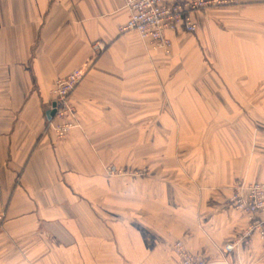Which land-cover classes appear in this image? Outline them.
I'll return each instance as SVG.
<instances>
[{"label":"crops","instance_id":"1","mask_svg":"<svg viewBox=\"0 0 264 264\" xmlns=\"http://www.w3.org/2000/svg\"><path fill=\"white\" fill-rule=\"evenodd\" d=\"M124 4L0 0V264H181L177 240L264 264L256 234L222 251L247 225L232 187L264 183V0L193 11L169 55L120 31ZM74 67L77 126L57 140L50 84Z\"/></svg>","mask_w":264,"mask_h":264},{"label":"built area","instance_id":"2","mask_svg":"<svg viewBox=\"0 0 264 264\" xmlns=\"http://www.w3.org/2000/svg\"><path fill=\"white\" fill-rule=\"evenodd\" d=\"M127 12L125 23L119 26L121 32L134 30L140 39L169 55L171 42L166 36L170 32H194L193 11H203L212 7L232 4L236 0H124ZM95 52L103 49V44L94 42ZM84 71L73 68L69 73L51 82L50 93L53 100V116L45 123L47 131L61 140L77 126L75 106L69 96L75 85L82 79ZM107 177L123 174V170L114 165L105 166ZM228 203L247 218V226L240 234L227 241L222 251L229 254L239 245H249L251 236L256 234L264 246V184L259 182L237 183L232 187ZM181 264H212L199 254L190 253L182 241L172 244Z\"/></svg>","mask_w":264,"mask_h":264},{"label":"rangeland","instance_id":"3","mask_svg":"<svg viewBox=\"0 0 264 264\" xmlns=\"http://www.w3.org/2000/svg\"><path fill=\"white\" fill-rule=\"evenodd\" d=\"M227 5H230V4H227ZM227 5H223V6H227ZM150 45V44H149ZM151 46V45H150ZM71 131V130H70ZM69 131V132H70ZM68 132V133H69ZM68 135V134H67ZM67 135H65V136H67ZM64 136V137H65ZM63 137V138H64ZM62 138V139H63ZM118 167V166H117ZM118 168H121L122 170H123V174H120V175H116V176H111V177H129V178H133V177H135V176H142V175H145L146 173H147V170L146 169H144V168H139V169H136V168H132V167H129V168H125V167H118ZM259 183H263V182H259ZM264 184V183H263ZM232 191H233V189H232ZM231 194H232V192H231ZM230 194V195H231ZM229 195V196H230ZM229 196H227V198L225 199V201L228 203V198H229ZM232 208H234V206H232L230 203H228ZM235 209V208H234ZM237 210V209H236ZM238 211V210H237ZM239 212V211H238ZM239 214H240V212H239ZM245 217V216H244ZM246 218V217H245ZM247 219V218H246ZM248 224V223H247ZM247 226V225H246ZM243 228H245V227H243ZM243 228H241L238 232H237V234H240V232H242V229ZM178 241V240H177ZM180 241V240H179Z\"/></svg>","mask_w":264,"mask_h":264},{"label":"water","instance_id":"4","mask_svg":"<svg viewBox=\"0 0 264 264\" xmlns=\"http://www.w3.org/2000/svg\"><path fill=\"white\" fill-rule=\"evenodd\" d=\"M53 107H54V103L52 104V109H49L47 112H46V114H47V118L48 119H51L52 118V116H53Z\"/></svg>","mask_w":264,"mask_h":264}]
</instances>
